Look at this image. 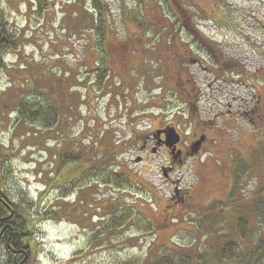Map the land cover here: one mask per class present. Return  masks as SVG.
<instances>
[{"label": "rangeland", "instance_id": "374dc122", "mask_svg": "<svg viewBox=\"0 0 264 264\" xmlns=\"http://www.w3.org/2000/svg\"><path fill=\"white\" fill-rule=\"evenodd\" d=\"M34 1L0 0L18 44L0 69V187L33 217L35 263L157 264L227 240L247 254L263 242L264 0H104L101 9L53 0L42 15ZM189 25L250 76L212 67L202 53L180 62L195 50L183 52L189 41L179 29ZM21 100H45L56 110L53 126L22 117ZM168 126L184 151L199 135L203 145L178 158L152 146L138 153L139 134ZM175 190L182 193L172 198ZM241 219L251 232L243 240ZM261 246L249 264H264Z\"/></svg>", "mask_w": 264, "mask_h": 264}, {"label": "trees", "instance_id": "16d2710c", "mask_svg": "<svg viewBox=\"0 0 264 264\" xmlns=\"http://www.w3.org/2000/svg\"><path fill=\"white\" fill-rule=\"evenodd\" d=\"M52 1L53 0H35L34 2H36L35 4L37 6V13L42 15L52 4ZM93 1L94 6L101 9L104 0ZM1 15L2 14L0 12V69H3L6 67L4 61L5 54L7 52L17 50L18 44L16 43V37L8 31L7 26L3 23ZM100 74L104 75L105 72ZM18 104L20 105L18 106V112L22 117L30 121H34L35 119L37 121L43 120V122H46L44 126L50 128L53 126L56 118V110L51 108V106L48 105L45 100L44 105H38L29 102V100H21ZM1 152L2 149L0 146V171L2 172V164H4L3 161L7 159V156L3 153V157H1ZM83 172L84 176L86 170H83ZM114 181L117 184L124 182L123 177L116 173L114 174ZM256 195L260 197L261 195L264 196V190L259 193L257 192ZM258 205H256L257 208L255 207V209L260 210ZM263 212L264 211H262V213ZM128 216L129 213L113 217L111 218V223L114 221V225L117 227ZM32 219V216L30 218H26L19 205L12 203L4 189H1L0 187V258H4V264H36L35 258L31 256V247L28 243V239L31 237L29 227L31 226L30 223ZM217 221L218 223L224 222L220 215L217 217ZM239 221L240 223L235 227V229L239 233V237L243 240L249 237L248 235L251 232L248 231L247 224L243 219ZM262 222L263 218L261 217L260 223ZM215 227L216 226H212L213 233L215 232ZM263 243L264 241L257 242L253 250L249 251V254H247V252H245V250L240 246L238 241L227 240L223 243L221 248L217 250L212 249L211 251L208 250V254L205 252L204 254H199L196 257L186 256L183 254L178 256H169L168 254H166V256H158L157 264H187L190 258H219V260L227 261H231L234 258L237 264H249L253 258H261V255H259V250L262 249L261 244ZM173 258L179 259L174 260Z\"/></svg>", "mask_w": 264, "mask_h": 264}, {"label": "flooded vegetation", "instance_id": "af4514ba", "mask_svg": "<svg viewBox=\"0 0 264 264\" xmlns=\"http://www.w3.org/2000/svg\"><path fill=\"white\" fill-rule=\"evenodd\" d=\"M189 26H191V25H189ZM179 30L181 31L179 33L184 32L187 34L186 38L189 41V42H186V49H184L183 52L188 53L189 48L192 46H194V48H195L193 53L190 52L189 54L186 55V58H180V62H188V63H190L191 61L193 62V61H195L196 58L192 59V56L202 53V54H205L207 56V58L210 61V64H212V67L213 66H217V67L220 66V70H222V68H226V66L236 64V63H233L230 60V58H226L224 56L221 48L217 44L213 43L211 37L209 38L208 36L203 34L201 31H199L197 29V27H192L191 29L186 30V31L184 30L183 27H181V29H179ZM179 33L177 35L176 34L175 35L179 36ZM237 65L238 66H236V65L235 66L238 69H241V72H242V74L239 75V77L241 76L242 80H243V78H248L250 75L246 71H244L243 68H241L239 64H237ZM208 69H210V68H208ZM223 71H226V70L224 69ZM257 72H258V70H257ZM226 73L228 74L227 71H226ZM253 74L255 75L256 71H254ZM229 75L232 78L236 74L231 72V73H229ZM231 78H229V79H231ZM240 81H241V79H240ZM233 83H235V82L233 81ZM255 97L257 98L258 96H255ZM250 112H251V109H248L247 113H250ZM171 127H173V126H168V127H163V128L157 129V130H155L154 133H152L151 136H149V135L146 136L145 134H141V135L139 134L138 137L140 138V140H138V141L135 140L136 141L135 145L139 147L138 153L140 155H147L149 146H152V148H150L152 152L156 151L158 148V150H166L167 153L169 152L170 154H172L176 158H178L182 154L187 155V154L191 153L190 151L195 147V145H199V143L201 144V146L203 145L201 142L203 141L204 138L201 135H199V136H196L194 138L193 143H192V141H190L192 144H191V146H189L190 149L188 148L189 152L184 151L183 149H181L179 147V145H182V141H183L181 135H179L180 136L179 143H177L174 147L171 146L170 145L171 143L168 140L169 138H168L167 132H165V133L162 132V131L167 130ZM150 143H153V145L152 144L149 145ZM183 158H185V157H183ZM181 193L182 192L180 190H175L174 193L172 194V198H174L176 195H180Z\"/></svg>", "mask_w": 264, "mask_h": 264}, {"label": "water", "instance_id": "95a60500", "mask_svg": "<svg viewBox=\"0 0 264 264\" xmlns=\"http://www.w3.org/2000/svg\"><path fill=\"white\" fill-rule=\"evenodd\" d=\"M167 132H168V134H169V140H170V141H174V143L176 144V143L179 141V139H178V136L175 135L174 130H168ZM172 134H174L176 138H175V137L173 138V135H172ZM194 150H195V151L198 150V145L196 146V148H195Z\"/></svg>", "mask_w": 264, "mask_h": 264}]
</instances>
